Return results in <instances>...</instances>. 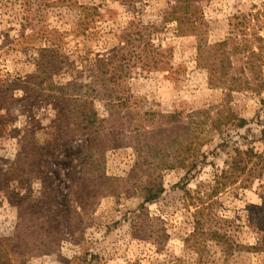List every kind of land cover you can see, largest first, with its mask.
<instances>
[{
    "label": "rangeland",
    "instance_id": "rangeland-1",
    "mask_svg": "<svg viewBox=\"0 0 264 264\" xmlns=\"http://www.w3.org/2000/svg\"><path fill=\"white\" fill-rule=\"evenodd\" d=\"M87 5L98 13L89 31L79 34ZM174 5L175 0H0V244L14 235L19 206L30 199L54 204L59 222L51 228L63 238L57 250L14 257L11 264L222 263L226 255L209 236L214 230L235 244L230 264H264V55L253 58V66L244 54L233 56V73L249 85L239 91L210 84L212 62L207 63L210 47L226 39L261 52L264 0H200L201 36L178 33L177 23L168 20ZM150 33L158 52L143 42L120 87L132 97L134 127L169 129L180 118L182 126L196 130L197 152L185 166L162 171L165 190L153 202L128 192L84 205L76 194L83 184L77 181L72 190V176L95 134L111 129L109 101L95 100L93 126L75 134L73 116L63 117L65 123L59 118L66 102L36 87L42 78L35 76L58 56L66 63L59 64L56 81H87L86 68L123 45L119 36ZM201 47L207 48L205 59ZM28 86L36 90L27 92ZM228 103L247 125L212 130L211 117ZM139 140L137 131L128 133L106 151L108 176L132 174L143 156ZM236 148L256 156L242 176L221 178ZM72 199L80 216L71 209ZM31 206L24 211L33 212Z\"/></svg>",
    "mask_w": 264,
    "mask_h": 264
},
{
    "label": "trees",
    "instance_id": "trees-1",
    "mask_svg": "<svg viewBox=\"0 0 264 264\" xmlns=\"http://www.w3.org/2000/svg\"><path fill=\"white\" fill-rule=\"evenodd\" d=\"M123 1L134 3L137 0ZM175 1L176 5L170 12L168 20L177 23L180 35L201 36L205 22L200 11V0ZM97 13V7L95 6H82V18L78 23L79 34H86L89 31ZM154 34L152 33L151 35L150 33L149 37H145L142 34H124L119 36L120 41H123V45L108 58H98L90 67H87L85 71L87 73V81H82L78 78L65 84H60L56 81L54 73L60 70L59 64L64 66L66 63L64 59L58 56L54 57L51 64L47 62L42 64V71L35 76L36 79L42 78L36 87L42 91L52 92L58 99L61 98L66 102V105L64 103L63 116L60 115L59 118L65 123L70 120L72 115L73 123L75 124V134L86 131L93 126L97 115V111L94 108L95 100L107 98L109 101L108 105L111 108L112 120L111 129L107 132H97L95 134L91 147L82 153L80 159L81 167L78 164L72 176V190L77 187V181L83 184L82 188H77L76 194L77 198H81V201L86 200L84 205L89 204L90 206L98 198L105 195L118 197L122 193L128 192L142 196L146 203L153 202L165 190L162 171L185 166L191 156L197 152L196 130L193 129L192 125L182 126L179 122L180 118L173 119L176 121V125L169 127V129L161 127L157 131H148L146 128H140V125L134 127L131 119L134 112L130 106L132 97L127 92H124V88L120 89L122 80L129 74L127 63L132 62L135 56L140 58L139 52L143 42L147 46L151 45L152 51L158 52V47L153 42L154 38L151 37ZM258 39L262 41L261 38ZM259 49L261 52L258 53L249 44L233 43L230 39L214 44L209 49L210 57L208 59L209 62H207H212L211 66L208 67L211 73L210 84H222L230 91H239L246 86L248 87L247 80H242L232 71L235 67L233 56L244 54V56L249 58L253 66V58L264 55V46H259ZM206 50L201 47L200 53L202 55L200 59H205ZM155 54L153 53L154 61H156ZM50 66L54 67L55 71L49 70ZM244 70L245 68H242L241 71ZM36 87L30 88L28 86L26 91H35ZM26 99H29V96ZM90 106H92L91 114L87 116L86 113ZM122 109H126L123 116H121ZM63 117H66L67 120H64ZM84 120L88 121L87 126H83ZM163 124L161 122L159 126ZM228 125L236 127H245L247 125V120L238 116L229 106V103L220 109L217 115L212 116L209 122L210 128L217 131H223L224 127ZM135 131H137L140 139L138 143L141 145L142 158L135 164V169L129 177L108 176L105 172L106 151L114 148L122 137H127L128 133ZM63 132L72 134V131L64 130ZM262 140L264 141V129L262 130ZM234 150L236 154L232 156L229 168L223 171L221 178L231 179L239 175L242 176L249 167L248 161L250 162L256 156L253 150L245 152L237 148ZM243 156H247L248 159H243ZM251 172L253 173V169L250 170ZM251 175L254 178L253 174ZM74 200L72 199L71 201L73 204L71 209H73L74 214L80 216L77 209L74 208ZM34 201L35 199H30L20 204V216L14 235L8 238L6 242L0 244V264H11V260L14 257L23 256L25 258L49 254L60 246L63 239L61 238L62 234H56L55 229L51 228L52 224L57 225L59 222L58 218H55L57 216L56 207L48 201L44 203L43 199L40 201V205H38L39 201L37 202V200V204L34 205L36 203H33ZM29 204H32L30 208H32L33 212L24 211V205ZM37 209H44L45 213H40L39 210L37 212ZM209 236L212 241L221 246L226 255L224 262L215 264H230L228 259L235 248L232 238L218 230L211 231Z\"/></svg>",
    "mask_w": 264,
    "mask_h": 264
}]
</instances>
